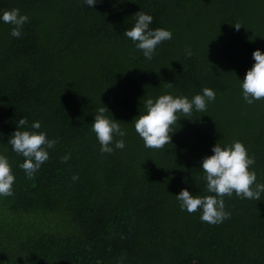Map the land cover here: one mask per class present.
Here are the masks:
<instances>
[{"label":"trees","instance_id":"trees-1","mask_svg":"<svg viewBox=\"0 0 264 264\" xmlns=\"http://www.w3.org/2000/svg\"><path fill=\"white\" fill-rule=\"evenodd\" d=\"M96 3L0 0V12L29 16L20 38L0 23V153L16 176L0 197V264H264V196H225L231 216L219 224L175 198L209 195L200 164L217 142L242 141L264 183V99L247 104L239 81L264 50V0ZM139 11L173 32L151 60L124 35ZM205 87L216 92L207 110L181 116L162 149L146 148L131 123L144 100ZM103 106L128 133L112 154L91 131ZM23 117L59 138L31 178L8 143Z\"/></svg>","mask_w":264,"mask_h":264},{"label":"clouds","instance_id":"clouds-1","mask_svg":"<svg viewBox=\"0 0 264 264\" xmlns=\"http://www.w3.org/2000/svg\"><path fill=\"white\" fill-rule=\"evenodd\" d=\"M88 7L94 8L96 0H83ZM135 23L124 31L143 57L151 60L159 45L173 38V32L165 28H152L153 16L139 11L135 15ZM29 22V16L22 14L19 8L0 12V23L11 26L10 35L20 38L23 28ZM237 30L241 25L234 26ZM186 55L191 56L190 48H186ZM254 63L246 71L244 79L240 81L243 99L249 105L264 99V50L256 49L252 53ZM169 86L171 83H168ZM216 92L211 88H203L198 94L191 97L166 93L144 100V112L131 122L134 130L143 140L144 146L149 149H162L171 142L175 125L181 116L188 117L193 112H204L208 104L214 102ZM109 112L106 106L96 110L91 131L100 144L102 154H112L115 150L126 147L125 137L127 130L121 127L120 121L106 115ZM41 121L36 120L29 125L26 117L18 120L17 130L12 133L8 143L12 151L25 159L19 165L25 175L31 178L49 159V149L55 148L59 138H48L46 131H40ZM119 137V139H117ZM212 154L205 156L200 164L203 179L206 181V192L209 195H193L187 188L181 189L175 195L181 211L200 213V219L210 224H219L231 216L226 210L225 196L235 194L241 199L259 201L264 196V183L257 180V173L252 167L255 157L250 155L242 141L235 140L230 144L217 142L211 149ZM70 159V155L62 157L63 161ZM73 176V180H78ZM16 176L12 171L9 158L0 153V197L11 196ZM123 264V260L119 262Z\"/></svg>","mask_w":264,"mask_h":264}]
</instances>
